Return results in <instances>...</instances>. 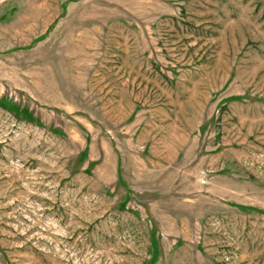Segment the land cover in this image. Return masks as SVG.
Here are the masks:
<instances>
[{"label": "rangeland", "instance_id": "1", "mask_svg": "<svg viewBox=\"0 0 264 264\" xmlns=\"http://www.w3.org/2000/svg\"><path fill=\"white\" fill-rule=\"evenodd\" d=\"M0 264H264V0H0Z\"/></svg>", "mask_w": 264, "mask_h": 264}]
</instances>
